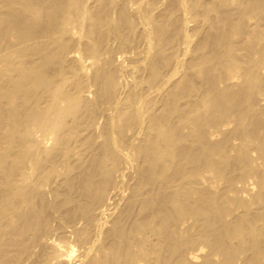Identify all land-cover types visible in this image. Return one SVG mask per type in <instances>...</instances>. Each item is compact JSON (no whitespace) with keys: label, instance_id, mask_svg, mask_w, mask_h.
Masks as SVG:
<instances>
[{"label":"bare ground","instance_id":"6f19581e","mask_svg":"<svg viewBox=\"0 0 264 264\" xmlns=\"http://www.w3.org/2000/svg\"><path fill=\"white\" fill-rule=\"evenodd\" d=\"M0 264H264V0H0Z\"/></svg>","mask_w":264,"mask_h":264}]
</instances>
